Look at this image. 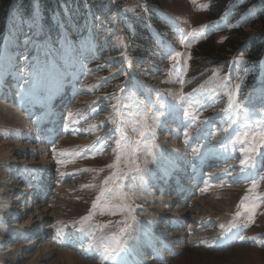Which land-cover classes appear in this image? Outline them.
<instances>
[{
    "label": "rangeland",
    "instance_id": "rangeland-1",
    "mask_svg": "<svg viewBox=\"0 0 264 264\" xmlns=\"http://www.w3.org/2000/svg\"><path fill=\"white\" fill-rule=\"evenodd\" d=\"M133 1L138 0H94L96 5L92 15L99 19L100 38L107 35V30L114 29L115 36L107 35L105 38L109 40L104 41L114 43V50H112L114 44L108 45L106 52L109 55L105 56L100 64L90 68L91 75H96V78L88 79L95 81L84 87V92L78 97L79 103L77 102L68 114L69 120L63 128L64 134L59 133L55 141L51 145L48 144L47 153L36 158V162L38 160L49 162L47 167L50 168L47 172L40 170L31 172L20 167L21 172L17 174V179L10 175L6 176V171L8 174L12 173L9 167L1 168L4 160L9 158V152L4 144L10 143L15 146L13 141L16 138L15 142L21 144L27 142L25 136L29 134L34 136L35 129L29 128L27 118L40 81L42 80L49 90L53 89L59 76L66 75L67 70L74 68V64L69 66L67 62H65L67 66H62L57 56L58 51L61 50L65 55L79 49L92 50L94 22L90 16L86 26L78 24L76 26L78 36L75 39H66L63 29L60 28L57 44L45 42L43 47L35 44L38 32L34 29L27 30L23 26V21L21 24L16 22L9 27L7 33L1 34L4 46L0 51V70L7 69L13 63L11 53L14 50L12 51L11 47L18 48L19 54L26 55L27 60L24 63L25 80L20 94L22 98L24 97L26 106L23 115H13L10 107H4L0 103V202L3 197L7 200L12 198L7 189L10 187L17 189L18 184L25 180L29 181V189L33 191L35 187H39L37 180L51 174L49 170L53 172L51 179L53 187L43 193V201L39 203L50 211L45 214V219L41 218L42 221L36 226L37 229L34 227L38 233L43 232L44 227L49 228L48 236L45 237L49 242L46 243L48 248L44 257L34 260L43 245L35 246L30 252L19 250L21 247L18 243L27 244L30 238L26 239L27 242L22 241L19 236L17 240L11 241L9 234L12 231L1 227V223L17 225L21 221L13 219L12 215L0 209V254H5L0 255V264H31V260L33 264H106L114 253L108 255L104 252V248L110 245L116 247L112 240L113 236L121 239L116 252H124L128 249L142 254L144 260L152 259L147 250L149 246H146V241H143L141 236L146 233H138V231L149 230L148 225H151L153 234H149L148 231L147 235L150 240L152 237L164 238L171 231H168L164 226L166 223L161 219L150 215L151 211L154 213L160 211L155 204L150 203H153V198L159 194L168 201L173 195L180 200L182 198L177 193L183 188L181 183L172 179L169 181L170 186L173 182L180 185L171 186L173 193L167 194L162 190V187L166 188L165 185H161L160 181L156 182V178L164 181L166 179L164 174L154 177L153 188L146 186L142 178L147 184L150 181L149 171L153 174L163 173L159 171L162 165L168 168L177 167L182 155L184 161L196 159L194 165L202 164L204 160L208 162L203 177L195 187L196 193L202 189L207 180L211 179L213 170L217 168L213 166L217 160L228 158L227 163L219 168L226 172L221 175L222 178L214 180L215 188L209 190L207 194L201 197L193 195L187 200L186 208H194V213L189 215L193 219V222L190 219L192 232L187 235L193 237L191 249L188 252L177 253L170 262L164 258L159 264H206L205 261L208 264L220 262L264 264V179L261 178L264 177V148L261 149L262 155L256 157L255 172L249 171L247 167L241 165V160L246 155L241 149L246 147V144L239 142V139H243L242 133L248 130L245 128L246 124L250 125L252 130L264 126V64L255 67L245 57L246 48L237 44L236 48L232 49L234 54L230 68V65L226 66V61L229 57L227 55L231 53L229 48L225 49L229 38L241 32L239 29L241 22L259 20V12L264 0L256 2L213 0L215 3L213 11L208 9L209 0H189L192 5L187 4L186 0H157L156 5L160 12L152 7L146 10L147 21L152 22L155 17L163 16V21L175 30L177 38L180 39L177 45L169 46L168 51L171 54L170 65L182 67L188 64L186 79L181 86H177L169 72H163L161 76L159 73L157 75L154 73L155 67H159L157 60L137 59L129 48L127 50L129 60H127L122 56L123 49L119 52V38L128 45L129 35L135 49L139 47L142 52L152 57L164 50L155 38L156 30L150 28L146 30L142 27L145 34L142 38L143 44L135 41L136 32L129 21L124 26L127 33L123 32V28L120 30V24L126 17L120 5L130 4ZM242 31L250 38H257L264 35V25L256 22ZM177 53L179 55H176ZM191 56H194V61ZM128 68L132 70L133 76L124 83V76L128 79L126 75ZM190 70L192 77L189 75ZM133 77L142 78L146 85L154 87L156 83L153 80L159 77L162 79L161 90L156 92L157 94L145 91L144 100L137 99L133 89L122 91L118 96L117 89L123 83L124 86L130 85ZM230 103H232L231 108L228 107ZM118 104L122 110V121H118L116 117ZM186 112L189 113L188 116L185 115ZM153 117L158 119L154 120ZM177 117H181L182 125L179 129L182 130L176 132L171 140H176L185 151L184 154L181 148H175L169 142L171 140L164 142L160 139L155 142L152 138V134L156 131L163 135L172 130L173 127L170 125L176 122ZM164 121H168L165 130L159 125ZM214 124L218 127L217 130H213ZM141 131H144L143 137L139 135ZM222 135L224 139L221 138ZM44 145V142L39 143L41 147H45ZM118 155L121 157L119 161H117ZM201 156L204 158L200 159ZM133 160L139 166L138 172L133 167ZM174 172L175 169L171 168L170 175L175 174ZM189 172L193 176L195 170ZM240 175H244L243 180L235 181L240 179ZM221 182L226 184L220 187L218 185ZM254 183L255 187H253ZM148 190L151 198L149 192L147 193ZM196 199L209 201L208 209L195 203ZM216 204L223 206L217 207ZM241 204L244 207H241ZM167 207L172 208L171 200L169 206L164 201L163 213H169L170 209L167 210ZM248 207H254V211H247ZM238 212L239 217L236 216ZM30 213L31 211L27 212L23 219H27ZM246 214L252 215V218L251 216L246 218ZM219 219L222 221L219 222ZM228 219L230 222L242 220L244 223L234 236V241H242L227 249H217L211 246L210 242L217 239L216 244H219L221 234L226 233L222 231L224 226L221 227V224L225 225ZM203 220H206L207 227L197 229L203 226V223H200ZM168 223H171V220H168ZM213 226L217 229L214 228L213 232H210ZM122 229H124L123 234H121ZM187 229L189 227L182 231L187 234ZM62 233L65 237L62 244L57 246ZM200 241H204L206 245ZM173 243V241L170 243L172 248L175 245ZM159 246L156 243L157 253L161 249ZM8 249L14 251L9 254ZM58 250L63 252L58 253ZM182 254H185L183 259H181ZM193 254L197 256V260H187L189 255ZM202 255L206 256L205 260L200 257Z\"/></svg>",
    "mask_w": 264,
    "mask_h": 264
},
{
    "label": "bare ground",
    "instance_id": "bare-ground-1",
    "mask_svg": "<svg viewBox=\"0 0 264 264\" xmlns=\"http://www.w3.org/2000/svg\"><path fill=\"white\" fill-rule=\"evenodd\" d=\"M120 7H121L122 11H125V15L133 16V15H137V14L133 13V11L135 9H137L138 7H140V4L138 2H132L130 4L124 3V4L120 5ZM126 9H132V11H126ZM17 111L18 110H16V109H15V111L12 109L11 113H13V115H14V114H16ZM221 114L222 113L220 112L219 115H221ZM169 121H173V120L169 119ZM166 123H168V121L167 122L164 121V123L159 124V125L162 129L165 130L166 129ZM180 124H181V117H177L176 123L175 124L173 123L170 125V127H173L172 130H170L169 132H167L166 134H163V135L159 134L160 132L158 133V131L154 132L152 134L153 140L155 142H158L160 139H162L164 142L171 140L173 138L174 134L178 130L179 131L182 130V128L178 129V127H177ZM217 129H218V127L216 126V124H214L213 130H217ZM221 138L224 139V136L222 135ZM30 141L34 142L33 139H31ZM13 142L16 144L15 146H13L10 143H8V144L3 143L5 145L7 151L9 152V158L7 157L4 160V162L1 164V168L7 169L9 167L10 168L9 170L11 172H16V169H20V167L30 168V169L35 170V171L40 170V171H44L45 173L47 172L48 168H50V166L47 167L49 162H42V161L40 162L39 160L36 162V158H38L40 155L47 153L45 147H39V146H36L35 144H31L28 142L21 143V144L16 143L15 141H13ZM169 142L172 143L175 148H177V147L181 148L182 154L185 153L183 148L177 144L176 140H171ZM217 143H219V142H217ZM183 158H184V155H182V158L180 160L181 162L179 163V165L177 167H171L172 170L175 169V172H174L175 174H173L174 176H171L172 174L170 175L171 168L170 167L168 168L166 165H162L161 169H159V170L161 172H163V174H166V178L169 177L168 180H170V179L172 180V178L177 179L179 181V183L182 184V188L185 189V191L188 190L190 193H195L196 195H198V197L204 196L205 194H207L209 192V190H211L212 188H215L214 180L220 178L221 175L224 172H226V171H224V169H219V168H221L223 165H225L227 163V161L225 160L224 162H221V163L219 161H217V163L213 165L214 167H217V168L213 170L211 179L207 180L206 184L202 187V189H200V191L198 193H196V192H194V190H196L195 185L198 181H200V179L202 178L203 173L206 169L204 168L203 165H201L199 163H196L194 165V160L191 161V159L190 160L185 159V161H184ZM202 158H204V156L200 157V159H202ZM43 161H45V159ZM182 161H184V162H182ZM190 161H191V165H189ZM181 164H183V165H181ZM229 168L231 169L232 167L230 166ZM200 169H202V172H199ZM192 170H195V173H196L193 176H191L190 175L191 173L189 172ZM48 172H50L51 174L47 178L42 177L41 181H39V183H38L39 187H41V189H43L44 187L49 188V189L53 187L52 182H51L53 172L51 170H49ZM6 174H7L6 176L8 177L9 175L12 176L13 173L8 174V172L6 171ZM180 174H181V176H180ZM149 175L151 177H154L156 175H160V173L157 172L155 175H153L150 172ZM239 177H241V176H239ZM206 178H207V176H206ZM243 178L235 180V181H241V180H243ZM247 180L249 181V179H247ZM143 181L145 182V180H143ZM158 181H159V179L157 178V182ZM224 184H226V182H221L220 185H218V186L221 187ZM18 185H19V187H18L19 189L18 188L14 189V187H10L9 189H7V192L12 195V198L10 200H7L3 197V199L0 202V209H2V211H4V213L9 214V215H13V214H15V212H16V214L19 213L18 214V220H19V222L21 221V223H18L17 225H15V224L5 225L4 223L3 224L1 222L0 223H1V227L5 228L6 230L12 231V233L9 234V236H10L9 238L11 241L17 240L19 236H22V238L25 239V241H27L26 239H28V237H30V239L28 240L29 242L27 241L28 242L27 244L25 242H23L22 244L18 243L19 247H21V248H19V250L22 249L24 252H30L31 249H33L35 246H39V245L42 246L43 245L41 252L38 253L39 255L37 254L35 256V258H34V260H35L39 257H44V255L46 253L45 251L48 248V244H46V243H48L49 240L47 241L43 238L48 236V235H45V233H47L49 231V228L44 227L43 228L44 232L39 234L36 231V229H37L36 226L38 224H40L42 219H45L44 218L45 214H48L50 210L48 208V211H47L46 206L39 204V203H42V201H37V202L32 203V204L27 202V203L22 205V203H23L22 200L25 198V196H23V192L26 193V197H27L28 193H30L29 195L31 196L33 192H31V190L29 188L25 189L26 188L25 185H27V182H20ZM148 185L150 186L149 188L154 187V184L152 181H150L148 183ZM163 189L165 190V188H163ZM18 192H20V195H18ZM148 192H149L148 195L150 196V191L148 190L147 193ZM4 193L5 192H2V194H4ZM155 196L156 197H154L152 200L153 203H150V204H155L157 206V209H160V211L159 212L157 211V213H154L153 211H151L150 215L153 217H156V219H159V220L161 219V221L166 223V225H164V226H166L168 228V231H171L167 234V236H164V238L159 237L156 240V242H158L160 245L163 246V249L160 251L158 258L161 260V257H163L165 259H168V262H170L174 259V256L177 253L188 252L191 249L190 245L193 243L192 242L193 237H190V236L188 237L187 235H189L192 232V227H191L192 223L190 221V219H192V217H190L189 215L191 213H194L193 212L194 208H186V205L188 202H187V200H184L183 197H181L182 199L179 200L178 198H176V196L171 195L172 197L170 200L172 202V208L170 209L167 207V210L170 209L169 213H166V212L163 213L162 209H163L164 201H165V203H168V206H169L170 200L169 201L166 200L162 195H155ZM150 198H151V196H150ZM195 203L200 204L199 206H201L202 208L206 207L204 209H208L207 207H208L209 201L206 202L205 199H196ZM216 205H217V207L223 206L221 204L220 205L216 204ZM180 208H182V209L180 210ZM223 210H224V208H223ZM225 210L227 211L228 209H225ZM30 211H31L30 215H28V218L24 220L23 217L25 216V214H27V212H30ZM38 216H40V217H38ZM35 218H38V219H35ZM49 218H51V217H49ZM221 219H223V218H221ZM168 220H171L172 223L169 224ZM229 220L230 219H228L226 221L225 226L229 225V223H230ZM221 221L222 220L219 219V222H221ZM192 222H193V219H192ZM200 223H203V225H205L206 220H203ZM184 224H185V226H184ZM233 224L234 223H231L230 226H228L227 232L232 231V233H236L237 230L233 229V227H232ZM34 227H36V229ZM186 227H189V229H187V234L184 233V231H182V229H185ZM202 228H203V226L197 227V229H202ZM147 229H149V230H144V231L139 230L138 233H146V234L141 235L142 240L146 241V244H148L150 246H152V245L154 246L155 241H150V239L147 237L148 231H149V234H151V235L153 234V227L151 225H148ZM179 229L181 231H178ZM18 234H19V236H18ZM205 234H207V233H205ZM14 235H16V236H14ZM12 236H14V237H12ZM64 237H65V235H64V233H62V235L60 237L61 238L60 242H59V244H57V246H60L62 244V240ZM226 237H229V238L227 239ZM147 239H148V241H147ZM232 239H233V237L226 236L223 234L222 236H220V240H222L220 242V245H216V243H213L212 241L210 242V245L215 247V248L217 247L219 249L220 248L222 249L223 247L227 246L228 244H231L233 241ZM142 240H141V242H142ZM151 240H153V237L151 238ZM172 241L174 242L173 244H175L173 246V248L170 245V243ZM200 243H202L203 245H206V243L204 241H200ZM50 246H52V245L50 244ZM9 248H11V247H9ZM50 249H52V248L50 247ZM55 249H56V247H55ZM13 251H14L13 249L12 250L8 249L7 253H9V252L11 253ZM60 252H63V251L58 250V253H60ZM130 253L133 254V258L130 260L126 256L125 252H120V253L112 256V259L110 258L111 261L109 260V262L107 264H112V263L113 264H145V262H147L146 264H149V263L155 264L156 261L157 262L159 261L158 259L155 261H150L151 259L147 261V260H144L143 258H141V256H139L138 253L131 252V251H130ZM0 255H5V254L3 253ZM6 255H8V254H6ZM184 256H185V254L182 256L181 259H183ZM200 257L204 260L206 258V256H203V255ZM100 258H103V257H100ZM196 258H197V256L196 255L194 256V254H193V255H189L187 260H193V259L197 260ZM204 263L208 264L206 261ZM31 264H33L32 260H31ZM217 264H222V263L220 262Z\"/></svg>",
    "mask_w": 264,
    "mask_h": 264
},
{
    "label": "trees",
    "instance_id": "trees-1",
    "mask_svg": "<svg viewBox=\"0 0 264 264\" xmlns=\"http://www.w3.org/2000/svg\"><path fill=\"white\" fill-rule=\"evenodd\" d=\"M145 1L153 4L157 0ZM256 1L253 0V2ZM36 2L42 10V24L51 32L56 31L62 23L65 25H84L87 23V19L90 18L91 12L94 11V7L91 5L92 0H36ZM33 11L34 0H0V48L2 46L1 34L5 31L4 28L7 22L8 24H13L14 21H22L25 18L31 17ZM258 18L257 23L264 25V5ZM130 25L136 32L134 37L135 41H138V44H143L142 38L145 37L142 28L143 25L134 21H131ZM227 44L225 49L229 48L231 53L234 52L233 50L237 44H241L242 48H246L245 57L255 67H258L260 64L259 60L264 58V35L257 38H250L243 31H239L237 35L229 38ZM135 53L137 56L146 54L139 47H136ZM199 55L201 57L203 56L201 53Z\"/></svg>",
    "mask_w": 264,
    "mask_h": 264
},
{
    "label": "snow or ice",
    "instance_id": "snow-or-ice-1",
    "mask_svg": "<svg viewBox=\"0 0 264 264\" xmlns=\"http://www.w3.org/2000/svg\"><path fill=\"white\" fill-rule=\"evenodd\" d=\"M126 11H132V9H126ZM183 42V41H182ZM176 55H179L177 53ZM234 103V101L232 102ZM232 103L229 104V108L232 107ZM237 107H239L237 105ZM186 116L189 115V113H185ZM154 120L158 119V117H153ZM245 128L248 129L242 133L243 139H239L240 143L246 144V147L241 149V152L245 155V158L241 160V165L244 167H254L256 163V157L262 155L261 149L264 148V126H261L258 130H252L250 125H245ZM145 130H147L145 128ZM141 137L144 135V131H141L139 133ZM187 135V134H186ZM119 145V142H118ZM121 157L118 155L117 156V161H119ZM133 167L135 170L138 172L139 171V166L135 164V161H132ZM264 179V177H261ZM107 182V181H106ZM256 184H253V187H255ZM95 207V204L93 205ZM241 207H244L243 204H241ZM247 211L251 212L254 211V207H248L246 208ZM240 213L238 212L236 214L237 217H239ZM124 229L121 230V234H123ZM112 240L115 242L116 247L106 246L104 248V252L108 255H112L115 253L121 243L120 237L113 236Z\"/></svg>",
    "mask_w": 264,
    "mask_h": 264
}]
</instances>
